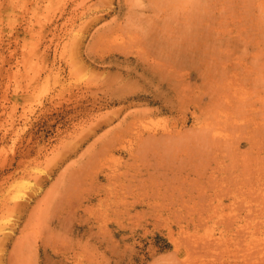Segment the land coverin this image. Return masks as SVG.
Masks as SVG:
<instances>
[{"label":"rangeland","instance_id":"1","mask_svg":"<svg viewBox=\"0 0 264 264\" xmlns=\"http://www.w3.org/2000/svg\"><path fill=\"white\" fill-rule=\"evenodd\" d=\"M0 264H264V0H0Z\"/></svg>","mask_w":264,"mask_h":264},{"label":"bare ground","instance_id":"2","mask_svg":"<svg viewBox=\"0 0 264 264\" xmlns=\"http://www.w3.org/2000/svg\"><path fill=\"white\" fill-rule=\"evenodd\" d=\"M213 22V21H212ZM207 27V26H206ZM214 29V27H213ZM197 46V45H196ZM215 49V48H213ZM223 51V50H222ZM219 52V51H218ZM25 187V184L24 183H20L17 185V192H15V198L17 199H22L23 198V194L21 193V189Z\"/></svg>","mask_w":264,"mask_h":264}]
</instances>
